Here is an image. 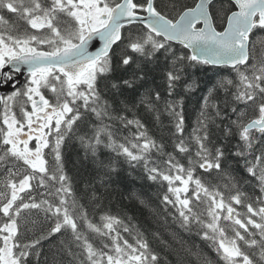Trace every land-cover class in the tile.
I'll return each instance as SVG.
<instances>
[{
    "label": "snow or ice",
    "instance_id": "obj_1",
    "mask_svg": "<svg viewBox=\"0 0 264 264\" xmlns=\"http://www.w3.org/2000/svg\"><path fill=\"white\" fill-rule=\"evenodd\" d=\"M0 93V264H264V0H0Z\"/></svg>",
    "mask_w": 264,
    "mask_h": 264
},
{
    "label": "trees",
    "instance_id": "obj_2",
    "mask_svg": "<svg viewBox=\"0 0 264 264\" xmlns=\"http://www.w3.org/2000/svg\"><path fill=\"white\" fill-rule=\"evenodd\" d=\"M73 159H75V156H74V155H73ZM117 199H119V197H118ZM113 210H115V205H114V208H113Z\"/></svg>",
    "mask_w": 264,
    "mask_h": 264
},
{
    "label": "flooded vegetation",
    "instance_id": "obj_3",
    "mask_svg": "<svg viewBox=\"0 0 264 264\" xmlns=\"http://www.w3.org/2000/svg\"><path fill=\"white\" fill-rule=\"evenodd\" d=\"M0 94H2V93H0Z\"/></svg>",
    "mask_w": 264,
    "mask_h": 264
}]
</instances>
